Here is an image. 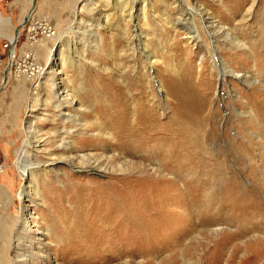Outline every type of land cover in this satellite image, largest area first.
Here are the masks:
<instances>
[{"label":"rangeland","instance_id":"1","mask_svg":"<svg viewBox=\"0 0 264 264\" xmlns=\"http://www.w3.org/2000/svg\"><path fill=\"white\" fill-rule=\"evenodd\" d=\"M31 18L57 37L47 40L39 31L40 46L25 45ZM17 27L10 62L8 38ZM25 50L33 62H26ZM32 64L36 70L53 67L39 81L25 82ZM181 92L190 107L203 97V125L198 133L189 128L200 145L184 147L179 137L160 130L124 157L111 148V159L95 151L107 170L103 175L64 160L76 149L73 141L102 139L95 121L115 120L117 93L130 109L152 105L159 124L169 126ZM258 95L264 97V0H0V264H204L223 233L244 223L264 248V116L254 108ZM230 176L253 184L262 210L242 213L231 206L223 194ZM122 179L183 189L182 202L156 206L183 234V254L115 250L118 245L101 250L94 241L77 247L83 230L91 231L80 229L87 218L77 209L79 194L101 182L120 186ZM196 188L211 196L194 199ZM94 195L88 201L96 202ZM110 195L122 204L119 195ZM139 212L140 204L129 205L121 217L131 220ZM216 224L220 231L211 229ZM249 238L237 241L230 264H264V251L253 263L245 260L252 253L244 247ZM231 250L225 246L219 264H226Z\"/></svg>","mask_w":264,"mask_h":264},{"label":"bare ground","instance_id":"2","mask_svg":"<svg viewBox=\"0 0 264 264\" xmlns=\"http://www.w3.org/2000/svg\"><path fill=\"white\" fill-rule=\"evenodd\" d=\"M27 19L28 17H26L24 22ZM19 27H22V23ZM39 31L42 35L44 34L43 38L51 41L55 39V31H51V28L43 22L36 23L32 19L27 30V41L25 42V45L30 47H33L34 45L40 46L39 41H43V38H36V33H39ZM20 33L21 30L17 27L13 35L8 38L10 44V62L14 61V58L16 57L15 48ZM23 53H25L24 57L26 62L27 60H29V63H31V61L33 62L34 58L32 53L26 50ZM29 66H31V70H27L26 75H24L25 82L27 80V82L31 81V78H34L35 81H39V78L44 75V71L49 68L48 71H46L49 72L53 67L48 64V67L45 66L44 68H38V70H36V68L32 67L33 64ZM116 97L117 104L115 106V113L113 114L115 120L108 124L101 121H95L96 124L94 123L96 125V129L98 130L95 134L102 135V139L98 138V140H95L83 138L73 141L76 149L73 148L74 151H71L72 153L69 152L67 158L64 159H67L66 161L71 163L73 168L80 170L87 169L95 172L96 174L103 175L107 173V170L104 165L101 164L103 159L100 161L95 158V151H100L99 149H101L102 155L111 159L114 155L107 153L111 148L113 152H117L116 154L118 157H124L123 154H125V152L131 154L136 153L135 150L139 149L138 147H143L146 143L153 141L156 138L157 132L160 130H167V133H171L173 136L179 137V139L183 142L182 144L184 147H186V144H190L192 142L196 145H200L199 143L201 142L199 141L200 138H198V134H191V129L189 130V128H191L190 126L196 127L194 130L198 133L201 129V125H203V122H201L202 120L198 122L201 105L203 104V97L201 95L199 98H195V105L190 107V101L187 100V95L181 92L179 94L178 107L175 108L176 116L169 126H161L159 124L152 105L141 104L136 107H131L130 109V107L125 105V101L124 104H122V95L117 93ZM257 100L258 101H254V108L260 111L264 116V97L258 95ZM55 107L58 108V112L61 111V108L57 106ZM251 112L252 110L250 109L249 114ZM63 118L65 120L68 119L67 116ZM28 132L30 134L32 133V131L29 130L25 131L26 134H28ZM90 133L94 135L93 132ZM31 144L36 148L35 144H37V141H34ZM85 150L89 152L87 153ZM181 158V161L185 160V157L182 156ZM244 159L247 161V158ZM104 160L106 161V159ZM250 160L251 159L248 158V161ZM119 167L120 169L122 167L120 163ZM220 170H222V168H220ZM25 172L24 168L20 169L21 176H24ZM225 181L229 190L224 191L223 194L225 197L229 198V203L231 202V206L235 208L237 212L244 213L248 210H262V201L255 196V187L253 184L249 186L244 183L241 184L234 176L226 177ZM87 189L89 191L84 192L82 195L79 194L80 196L78 195V201L76 202L79 203L77 204L79 212L87 218V221H83L80 224V229L88 226V228H91V231H88L87 229L83 230L81 235L82 237H77L75 241L77 247L81 246L86 249L89 246L88 243L94 241L95 244L93 246L101 250H109L112 245H118L119 248L115 250L127 249L146 252L167 251L168 253L175 250H182L181 254H183L184 248H182V245L185 243L183 234L179 233V229L177 230L173 227V220L170 217L156 210V206L162 201L174 200L182 202L183 199H185L182 188L179 189V187L175 184H170V182L158 183L140 180L132 183L122 179L120 181V186L116 185L115 187L110 184L104 185L101 182V185H92ZM262 189L264 190V188ZM200 190L199 188L195 189L192 194L194 199L198 196H200V199H204L209 195L204 189L203 191L202 189ZM109 192L114 195H119L120 199L123 201L122 204L115 202ZM95 193L99 194V196H97V201H88ZM262 199L264 200V196H262ZM133 204H140V206L143 207V212H139V214L136 215V218L133 217L131 220H126L121 217V211L125 207ZM216 226L217 224L214 227L211 226V229L213 228L214 231H220L216 228ZM113 230H118V233L113 235ZM253 232V228L245 223L241 224L239 227L237 226L234 232L225 231L220 241H218L211 248L214 251V256L212 259H207L204 264H219L223 249L225 246L231 245V254L226 261V264H230L234 255L240 248V244L237 241L244 236L253 237L247 239L248 241L244 244L246 250L252 251L251 255H249L245 260L248 263H253L264 251L262 246H258V242H261L262 238L260 236H254ZM128 238L132 242H128ZM124 240H126V242ZM123 241L125 242L124 244Z\"/></svg>","mask_w":264,"mask_h":264},{"label":"built area","instance_id":"3","mask_svg":"<svg viewBox=\"0 0 264 264\" xmlns=\"http://www.w3.org/2000/svg\"><path fill=\"white\" fill-rule=\"evenodd\" d=\"M3 171H4V165L0 157V176L2 175Z\"/></svg>","mask_w":264,"mask_h":264}]
</instances>
